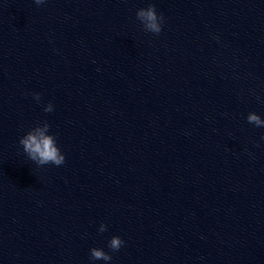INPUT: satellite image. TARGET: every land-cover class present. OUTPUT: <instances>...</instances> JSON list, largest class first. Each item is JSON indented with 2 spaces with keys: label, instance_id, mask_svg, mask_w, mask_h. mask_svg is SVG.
<instances>
[{
  "label": "water",
  "instance_id": "1",
  "mask_svg": "<svg viewBox=\"0 0 264 264\" xmlns=\"http://www.w3.org/2000/svg\"><path fill=\"white\" fill-rule=\"evenodd\" d=\"M149 3L158 35L136 18ZM250 112L264 0H0V264H264ZM45 121L60 166L19 144Z\"/></svg>",
  "mask_w": 264,
  "mask_h": 264
},
{
  "label": "clouds",
  "instance_id": "2",
  "mask_svg": "<svg viewBox=\"0 0 264 264\" xmlns=\"http://www.w3.org/2000/svg\"><path fill=\"white\" fill-rule=\"evenodd\" d=\"M45 0H35L37 5L44 3ZM136 18L141 22L146 32L153 34H160L162 31L163 16L158 15L154 4L149 3L147 7H141L136 11ZM34 98L39 101L40 94L34 93ZM45 112L53 111V105L49 102L44 107ZM247 121L254 124L257 127H264V119L260 117L256 112H250L247 117ZM50 125L48 122L37 123L36 126L30 128L19 139V144L22 145L23 151L27 154L30 160L34 161L38 165L52 164L60 166L65 162V155L61 152L57 145L56 137L49 133ZM264 139V136L261 137ZM106 225L101 223L98 231L103 233L106 231ZM123 239L114 235L108 242V247L117 252L124 245ZM90 258L95 260L110 261L112 256L105 252L102 248L93 247L90 249Z\"/></svg>",
  "mask_w": 264,
  "mask_h": 264
}]
</instances>
